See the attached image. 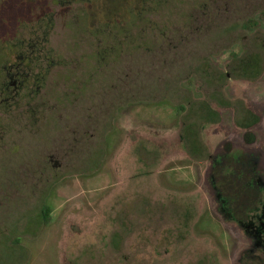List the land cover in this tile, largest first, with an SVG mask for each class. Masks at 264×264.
Wrapping results in <instances>:
<instances>
[{"label": "rangeland", "instance_id": "rangeland-1", "mask_svg": "<svg viewBox=\"0 0 264 264\" xmlns=\"http://www.w3.org/2000/svg\"><path fill=\"white\" fill-rule=\"evenodd\" d=\"M106 1L0 0V264H264V0Z\"/></svg>", "mask_w": 264, "mask_h": 264}, {"label": "flooded vegetation", "instance_id": "flooded-vegetation-1", "mask_svg": "<svg viewBox=\"0 0 264 264\" xmlns=\"http://www.w3.org/2000/svg\"><path fill=\"white\" fill-rule=\"evenodd\" d=\"M3 72H4V70L0 71V115H4V108L3 107H4L5 104H8L10 101L12 102L13 110L15 109V107H16L15 98H16V96L19 95V91H20V90H18V87L20 89L21 82L22 83L24 82L23 80L17 81L16 79H12L11 81H8V83L11 84V85L10 86H6L5 82H4L3 78H2L4 76ZM14 74H16V73H14ZM12 76H14V75H10V77H12ZM7 130L8 129H5V127H4V116H0V142H2L3 137L6 135V131ZM12 150H13L14 153H16V151L18 150L17 144L16 145L13 144ZM256 161H257V159H256ZM236 177H238L239 181H241V180L244 179L245 176H236ZM225 179H226V177L224 175H222V174H219V176L214 178L216 183H220L221 184V182H223L224 183L223 185H225L227 183H232V182H226ZM212 183H215V182H212ZM221 187H223V186L221 185ZM253 191H255L257 193V195H258V199H256V196L254 197V199L256 201L260 202V200H261L260 199V192L257 191L256 189H253ZM237 197H238V195H237ZM262 205H263V209L262 210L264 211V204H262Z\"/></svg>", "mask_w": 264, "mask_h": 264}, {"label": "trees", "instance_id": "trees-1", "mask_svg": "<svg viewBox=\"0 0 264 264\" xmlns=\"http://www.w3.org/2000/svg\"><path fill=\"white\" fill-rule=\"evenodd\" d=\"M107 1H109V0H107ZM106 1V2H107ZM106 7V6H105ZM104 9V10H103ZM102 10H103V13H105V20H108V21H110V22H115V21H113V20H117V18H119L118 16H116V14H114V12H110L109 11V13L110 14H108L107 12H106V8H103ZM261 17L262 18H264V11H261ZM108 18V19H107ZM49 23H50V18L49 19H47V22H46V25L47 26H49ZM260 25V20H256V19H248L244 24H243V27L244 28H246V29H254V28H256V27H258ZM40 38H38V37H35V38H33V37H28V38H25V39H22V40H19L18 41V43H17V45L18 46H26V45H28V46H30V47H33V48H37V47H39V45H40ZM15 44V43H14ZM24 58L25 59H28L29 61V63H32L31 62V56H29L28 54H26V55H24ZM246 65V64H245ZM244 67H248V66H244ZM227 76L228 75H226V73H225V77L227 78ZM232 76V75H231ZM229 77H230V75H229ZM5 85L6 86H10L11 84H9L8 83V81L7 82H5ZM204 107V106H203ZM199 112L201 111V108L198 110ZM209 116H214V119L216 120L217 119V116H216V113L214 112V111H209L208 112V118H207V120L208 121H213V120H211L210 119V117ZM185 126H187V125H185L184 124V126H183V129L184 128H188V127H185ZM191 126V125H190ZM192 133V132H191ZM182 137H183V140H184V142H189L188 140H189V137L187 136V134L185 133V130H184V132H183V135H182ZM194 143H192V145H193ZM42 213H43V217H44V219H47L48 218V216H49V207H47V206H44L43 207V209H42Z\"/></svg>", "mask_w": 264, "mask_h": 264}]
</instances>
